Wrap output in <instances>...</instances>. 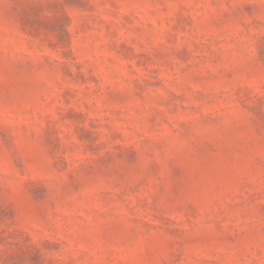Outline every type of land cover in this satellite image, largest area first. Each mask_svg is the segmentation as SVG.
<instances>
[{
	"label": "rangeland",
	"instance_id": "1",
	"mask_svg": "<svg viewBox=\"0 0 264 264\" xmlns=\"http://www.w3.org/2000/svg\"><path fill=\"white\" fill-rule=\"evenodd\" d=\"M0 264H264V0H0Z\"/></svg>",
	"mask_w": 264,
	"mask_h": 264
}]
</instances>
